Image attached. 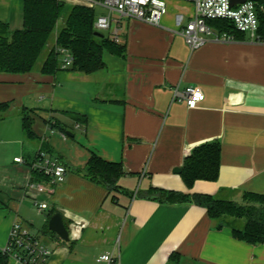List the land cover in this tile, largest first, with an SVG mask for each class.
<instances>
[{
  "label": "crops",
  "instance_id": "1",
  "mask_svg": "<svg viewBox=\"0 0 264 264\" xmlns=\"http://www.w3.org/2000/svg\"><path fill=\"white\" fill-rule=\"evenodd\" d=\"M165 2L161 25L121 19L108 34L100 31L118 37L125 53L105 52L106 66L97 72L0 71V102L10 103L0 118V260L6 264H24L4 253L16 221L51 250L45 264H107L97 260L106 252L119 254L121 264H264V242L240 240L229 226L217 229L204 207L143 196L151 187L239 202L244 192L264 193V42L243 34L234 41L208 38L192 49L181 30L195 6ZM0 21L22 28L24 0H0ZM190 85L205 94L194 108L183 98ZM25 108L34 110L32 138L24 130ZM213 140L222 144L219 178L188 187L175 170L195 146ZM40 151L67 167L64 182L53 184L33 169ZM91 153L122 164V192L110 193L86 175ZM57 212L69 240L48 231Z\"/></svg>",
  "mask_w": 264,
  "mask_h": 264
},
{
  "label": "trees",
  "instance_id": "2",
  "mask_svg": "<svg viewBox=\"0 0 264 264\" xmlns=\"http://www.w3.org/2000/svg\"><path fill=\"white\" fill-rule=\"evenodd\" d=\"M256 2L260 9L259 33L264 37V0ZM96 17L95 8L83 4H69L62 0H24L22 28L11 30L7 22L0 21V71L31 72L49 45L50 51L41 67L44 74H55L61 68L59 48L62 47L73 54L71 70L94 73L103 69L106 66L105 52L122 56L125 45L105 34L98 35L94 26ZM209 24L236 37L245 34L236 30L234 23L228 19H212ZM9 107V102H0V118ZM31 112L34 110H23V124L25 132L32 138L35 132ZM221 153L219 140L195 146L186 155L182 166L181 175L187 186L193 187L198 180H217ZM123 173L120 162L106 160L96 153H91L86 164V175L96 183L107 185L110 193L122 192L118 179ZM140 192L138 195L142 194ZM143 196L172 204L195 203L207 210L217 229L229 226L240 240L251 244L264 242V193L244 192L243 200L239 202L209 193L191 194L151 187ZM0 264L6 262L0 260Z\"/></svg>",
  "mask_w": 264,
  "mask_h": 264
},
{
  "label": "built area",
  "instance_id": "3",
  "mask_svg": "<svg viewBox=\"0 0 264 264\" xmlns=\"http://www.w3.org/2000/svg\"><path fill=\"white\" fill-rule=\"evenodd\" d=\"M86 6L96 8L98 6L107 9L108 13L98 14L95 20L97 31L107 30L115 20L137 19L153 25H161L162 18L167 12L165 0H74ZM195 6L193 18L187 23L181 33L192 49L199 48L205 44L208 38L216 41H234L236 36L225 31L212 27L209 20L223 18L231 20L236 30L248 35L249 39L257 42H264V37L259 33L260 19L259 7L256 0H188ZM262 9V7H261ZM119 41L118 37H115ZM61 53V67L68 69L72 66L74 57L68 48H59ZM183 98L190 108L196 107L205 99L202 90L194 85L188 86ZM66 139L65 133L62 134ZM22 161V158H16ZM33 169L40 171L50 178L53 184L65 181L67 167L56 158H49L46 153L40 151L37 160L33 163ZM38 191H45L46 186L32 184ZM40 209H47V203H41ZM120 251V247H119ZM4 253L13 256L24 264H45L51 254L48 246L33 234L29 229L23 227L20 222H14L9 242L4 248ZM99 262L107 264H121L119 254L111 252L100 254L97 257Z\"/></svg>",
  "mask_w": 264,
  "mask_h": 264
},
{
  "label": "water",
  "instance_id": "4",
  "mask_svg": "<svg viewBox=\"0 0 264 264\" xmlns=\"http://www.w3.org/2000/svg\"><path fill=\"white\" fill-rule=\"evenodd\" d=\"M238 0H233V3L237 2ZM98 35H103L102 32L97 31ZM176 172H181L182 168H177L175 170ZM49 229L55 233H57L61 238L65 240H69V230L67 229L64 220L63 215L60 212L55 213L50 221H49Z\"/></svg>",
  "mask_w": 264,
  "mask_h": 264
},
{
  "label": "rangeland",
  "instance_id": "5",
  "mask_svg": "<svg viewBox=\"0 0 264 264\" xmlns=\"http://www.w3.org/2000/svg\"><path fill=\"white\" fill-rule=\"evenodd\" d=\"M60 24H62V22H60ZM102 32L105 33V34H108V31L107 30H102ZM50 48H51V45H49L45 49L44 53L42 54V56H41V58H40V60H39V62L37 64L38 67H42L43 60L45 59L46 55L49 53ZM37 66L35 68H37ZM242 222H243V220H242ZM35 225H36V229H39V226L37 224H35Z\"/></svg>",
  "mask_w": 264,
  "mask_h": 264
}]
</instances>
